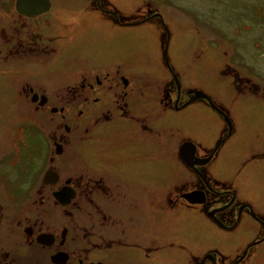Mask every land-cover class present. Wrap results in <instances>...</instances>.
<instances>
[{
	"label": "flooded vegetation",
	"instance_id": "af4514ba",
	"mask_svg": "<svg viewBox=\"0 0 264 264\" xmlns=\"http://www.w3.org/2000/svg\"><path fill=\"white\" fill-rule=\"evenodd\" d=\"M65 1L0 0V59L18 66L0 72L12 73L6 77L16 89L24 78L21 96L36 112L49 111L55 124L52 146L38 150L45 153L42 162H49L40 186L1 181L0 264H167L170 247L186 250L167 241L169 227L188 214L196 231L218 242L190 254L184 264H264V197L249 198L244 191L250 166L264 165V146L238 152L236 141L225 155L233 149L225 144L242 131L239 107L187 87L160 13L126 21L106 8V0ZM146 26L159 39L157 49H145L138 38ZM123 29L132 33L115 35ZM106 40L110 46L125 43L109 60L101 52ZM87 46L93 55L81 54ZM28 64L38 69L25 68ZM228 74L233 77L232 70L223 72ZM245 80L237 76L231 83L235 97L246 96L251 85ZM197 92L207 98L192 101ZM193 107L219 116L224 130L214 147L191 149L187 163L182 150L190 141L170 137L168 129ZM86 154L99 155L100 172L87 165ZM220 155V167L239 168L231 178L211 169ZM157 161L173 177L165 187H153ZM138 164L146 167L142 181L149 176L144 184L138 183ZM180 181L187 185L177 189ZM191 193L193 200L185 197ZM155 257L160 261L154 263Z\"/></svg>",
	"mask_w": 264,
	"mask_h": 264
},
{
	"label": "rangeland",
	"instance_id": "374dc122",
	"mask_svg": "<svg viewBox=\"0 0 264 264\" xmlns=\"http://www.w3.org/2000/svg\"><path fill=\"white\" fill-rule=\"evenodd\" d=\"M57 1L67 3L65 0ZM106 8H113L120 18L126 21L160 13L169 24V31L173 35L172 51L174 54L172 57L178 69L183 73L187 87L202 89L221 104L228 103L233 107H239L237 116H235L241 117L242 131L238 138L231 140L230 144L228 142L225 144V148L229 145L231 149L233 148L225 155L234 150L236 141L241 142L235 148L238 152L245 150L247 152L250 146L255 148L264 146V0H106ZM142 28L144 30L139 29L141 32H138V38L143 37L141 41L144 40L145 49L149 50L148 47L157 49L159 39L150 36L151 30L149 29L152 27ZM130 33H132L130 29H123L115 35L123 38ZM154 35L159 36L160 33L155 30ZM147 38L150 40L149 43L145 41ZM163 38H166L165 34ZM120 42L125 44L123 40ZM133 44L138 46V50L142 49L138 41ZM120 46H110L108 40L103 42L101 52L105 57L104 60L111 59L110 52L121 50ZM89 50L91 51V47L87 46V50L81 51V54L93 55L92 52H88ZM76 55L77 53L74 57ZM139 61L143 62L146 67L151 64V61L150 63L145 60ZM9 63L11 64L3 63V59H0V69L18 68L15 63ZM138 66H142L140 62ZM35 67L30 64L25 66L27 69L37 70L38 68ZM226 69L227 71L232 70L233 77L230 74H228L230 77L223 75ZM11 74L0 72V185L2 179L8 177L10 184L19 180L20 185L25 184L23 181H31L37 186L40 184L44 170L49 166V162H42V156L45 153H38V150L42 148L46 151L52 146L49 135L55 124L49 111L36 112L35 106L21 96L20 91L24 78L22 77L23 81L19 89H16L10 83L12 78L6 77ZM237 76L244 77V80L246 79L245 81L251 85L246 96L242 98L235 97V92L231 87V83L237 81ZM199 108H191L190 111L193 112L189 116L186 114L185 119L183 118L179 124L169 125V135L172 137V134L174 136L177 134L179 141L181 137L183 141H190L195 146L199 145L200 148L204 143L214 147L223 134L224 123L219 116L212 113L206 116ZM60 122L57 119V123L60 124ZM41 138L42 140L47 139H45L46 145L41 143ZM34 153L38 154L36 157L32 155L36 158L33 160L30 156ZM221 154H224V151ZM89 156L88 163L85 159L84 162L99 171L101 166L99 164L101 160H98L99 155H84L85 158ZM223 156H219L211 169H214L213 171L221 177L231 178L239 168L237 166L220 167L218 163L223 161ZM247 156L250 157L249 154ZM156 163L157 165L152 167L153 187L159 183L161 187H165L173 178H171V171H168V168L164 169L159 161ZM61 165L63 169L66 168L64 164ZM171 165L173 172V167L176 165L174 163ZM143 166L145 167L143 164H138L137 177L138 183L144 184L149 181V176L142 181L146 177L144 176L146 171H143L146 169ZM179 171L178 169L177 173ZM248 173L250 174L244 186L245 194L249 198L253 196L263 198L264 165L252 164ZM188 175L185 171V176L189 177ZM27 176L30 177L27 178ZM185 185H187L186 181H180L175 187L178 189ZM13 188L14 186L12 190L10 189L11 192ZM191 217L192 215L189 214L184 215L179 223L169 227L167 241L175 242L186 250L170 247L164 256L168 258L167 264L187 263L190 254L206 251L207 248L214 246L213 243L218 242L210 235L196 231L197 226L195 228L191 226ZM204 225L205 229L210 228L209 225ZM1 233L2 228H0V236ZM153 261L155 263L160 259L155 257Z\"/></svg>",
	"mask_w": 264,
	"mask_h": 264
},
{
	"label": "water",
	"instance_id": "95a60500",
	"mask_svg": "<svg viewBox=\"0 0 264 264\" xmlns=\"http://www.w3.org/2000/svg\"><path fill=\"white\" fill-rule=\"evenodd\" d=\"M200 98H207V96L205 94H203L202 92H197V97L195 99H193L192 101L200 99ZM192 101H190L189 103H191ZM195 148H196V146L192 142H187L184 144L183 150H182V157H183V159L186 160L187 163H189V162L186 158V155H188V153L190 152L191 149H192V152L195 151ZM185 197L187 199L193 200L192 197H194V193L187 194V195H185Z\"/></svg>",
	"mask_w": 264,
	"mask_h": 264
}]
</instances>
